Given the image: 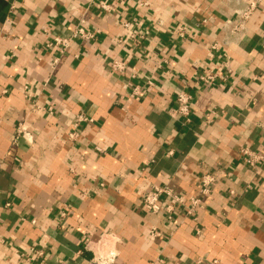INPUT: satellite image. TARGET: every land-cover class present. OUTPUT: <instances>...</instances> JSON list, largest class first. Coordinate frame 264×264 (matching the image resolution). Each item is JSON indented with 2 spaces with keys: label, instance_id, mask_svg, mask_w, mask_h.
Listing matches in <instances>:
<instances>
[{
  "label": "crops",
  "instance_id": "crops-1",
  "mask_svg": "<svg viewBox=\"0 0 264 264\" xmlns=\"http://www.w3.org/2000/svg\"><path fill=\"white\" fill-rule=\"evenodd\" d=\"M247 1L0 0V264H94L89 242L115 264H264V0L246 31L222 32ZM82 22L94 39L49 46ZM79 115L93 122L75 130ZM205 175L217 182L193 217L146 212L152 187L198 197Z\"/></svg>",
  "mask_w": 264,
  "mask_h": 264
},
{
  "label": "built area",
  "instance_id": "built-area-1",
  "mask_svg": "<svg viewBox=\"0 0 264 264\" xmlns=\"http://www.w3.org/2000/svg\"><path fill=\"white\" fill-rule=\"evenodd\" d=\"M263 0H248L244 3V8L237 10L235 12L236 17L234 19H228L223 25V31L226 37L230 36H239L242 32L246 31L245 24L252 17L254 12L257 11L260 3ZM98 7L104 10L106 13L111 12V6L106 2H100ZM206 23V21H203ZM124 27L126 29L130 28V24L125 22ZM191 31V27L185 23H180L176 26L175 32L178 39L186 40ZM135 34L132 35V39H135ZM79 38L85 40H92L95 38V34L88 30L85 23L82 22L70 36H53L51 42L49 43L50 47L57 49L59 54L64 55L69 49H71L75 41ZM223 43L228 44L226 40L223 39ZM221 47V42L214 43L210 46V51H217ZM165 61L162 60L160 66ZM58 59L52 62V66H56ZM110 70L113 75L119 77H126L129 65L125 60L114 59L110 64ZM213 75H206L202 78L205 82H212L214 80ZM224 79V78H223ZM149 86H152L151 82H148ZM130 85V84H129ZM126 84L125 88H130ZM132 95L135 97H140L142 95V88L139 86L132 87ZM177 108L174 112V117H183L189 122V117L193 109V97L186 92H179L176 96ZM55 107H50V111H53ZM84 122H93V119L87 118L84 115H79L76 117L73 128L76 130ZM18 134L22 135L23 138L32 142L31 134L26 131L25 128L19 127ZM72 137L76 136L74 132ZM242 156L244 157V162L249 166L255 168L262 160L263 157L255 153L254 151L246 148L241 151ZM217 179L213 175H205L200 179L199 183V196L187 197L184 194L177 193V191L169 186L157 187L154 186L147 192L143 197L144 208L147 213L150 214H164L165 218L169 222H173L177 214H183L186 217H193L197 212L202 209L206 203V199L211 194L214 185L216 184ZM65 214H62V217H65ZM151 236L153 238L160 237V233L155 229L151 231ZM105 246V249H104ZM86 249L90 250L93 253V263L94 264H115L118 258V253L115 248H110V244H103L102 248L94 250L91 247L89 242L86 245ZM32 255L43 256V251H38L35 248L31 249Z\"/></svg>",
  "mask_w": 264,
  "mask_h": 264
}]
</instances>
